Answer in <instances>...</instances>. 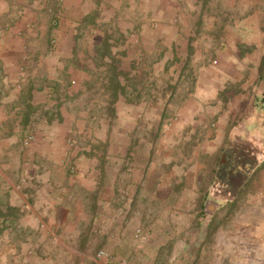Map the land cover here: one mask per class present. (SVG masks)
<instances>
[{
    "label": "crops",
    "instance_id": "crops-1",
    "mask_svg": "<svg viewBox=\"0 0 264 264\" xmlns=\"http://www.w3.org/2000/svg\"><path fill=\"white\" fill-rule=\"evenodd\" d=\"M101 249L264 264V0H0V264Z\"/></svg>",
    "mask_w": 264,
    "mask_h": 264
},
{
    "label": "built area",
    "instance_id": "built-area-1",
    "mask_svg": "<svg viewBox=\"0 0 264 264\" xmlns=\"http://www.w3.org/2000/svg\"><path fill=\"white\" fill-rule=\"evenodd\" d=\"M24 59H28V57L25 56ZM22 70L25 71V67H23ZM18 113H20V111H17L15 115L18 116L19 115ZM177 118H178L177 115L174 116L168 122V125H171ZM17 122L18 125L20 126L21 125L20 120ZM35 138H36L35 126L33 124H29L26 128H24L23 145L27 148L30 147L33 141L35 140ZM69 144L75 147L76 141L74 139H69ZM69 170L71 171V173H75L77 171L76 165L74 163L70 164ZM23 182H26V179H23ZM136 237L141 241L144 239L143 230L141 228H138L136 230ZM96 264H129V262L126 258L118 257L106 249H101L96 254Z\"/></svg>",
    "mask_w": 264,
    "mask_h": 264
},
{
    "label": "rangeland",
    "instance_id": "rangeland-1",
    "mask_svg": "<svg viewBox=\"0 0 264 264\" xmlns=\"http://www.w3.org/2000/svg\"><path fill=\"white\" fill-rule=\"evenodd\" d=\"M225 171V170H224ZM221 172L220 171V173H219V180L221 179H223V178H226L227 177V174H226V171L225 172ZM26 179V178H25ZM26 181H27V179H26ZM24 183L25 182H23L22 181V184H21V186L22 185H24ZM220 183V182H219ZM94 247V246H93ZM95 248V247H94ZM121 257H124V258H126L127 259V256H121ZM71 264H87V262H86V260H85V258L83 257V256H81V255H72L71 256Z\"/></svg>",
    "mask_w": 264,
    "mask_h": 264
}]
</instances>
